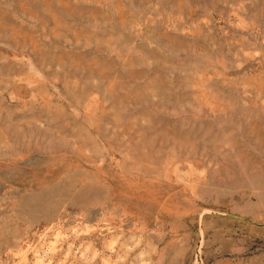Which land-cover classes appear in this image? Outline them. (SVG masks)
I'll list each match as a JSON object with an SVG mask.
<instances>
[{
	"label": "rangeland",
	"instance_id": "1",
	"mask_svg": "<svg viewBox=\"0 0 264 264\" xmlns=\"http://www.w3.org/2000/svg\"><path fill=\"white\" fill-rule=\"evenodd\" d=\"M0 264H264V0H0Z\"/></svg>",
	"mask_w": 264,
	"mask_h": 264
}]
</instances>
